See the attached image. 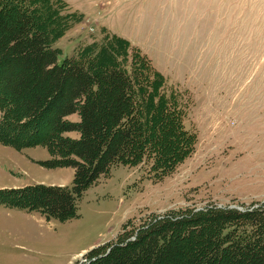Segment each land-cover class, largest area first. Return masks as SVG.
Masks as SVG:
<instances>
[{
    "label": "rangeland",
    "instance_id": "obj_1",
    "mask_svg": "<svg viewBox=\"0 0 264 264\" xmlns=\"http://www.w3.org/2000/svg\"><path fill=\"white\" fill-rule=\"evenodd\" d=\"M53 4L49 15L64 24L52 44L59 62L93 46L113 48L115 38L118 52L126 48L117 53L118 64L130 75L139 69L151 76L160 97L155 104L175 110L176 134L180 142L191 139L193 149L163 175L150 174L145 164L112 166L84 192L80 217L63 220L6 201L17 203V189L71 188L76 168L52 165L62 158L47 144L18 148L0 142V264H90L119 244L130 221L140 232L153 216L264 207V0ZM1 96L0 120L17 122ZM47 126L41 122L38 132L48 136Z\"/></svg>",
    "mask_w": 264,
    "mask_h": 264
},
{
    "label": "trees",
    "instance_id": "obj_2",
    "mask_svg": "<svg viewBox=\"0 0 264 264\" xmlns=\"http://www.w3.org/2000/svg\"><path fill=\"white\" fill-rule=\"evenodd\" d=\"M54 6L53 0H0V92L17 117L15 123L0 120V142L18 148L47 144L62 158L52 165L76 168L71 188L17 189V203L6 201L66 220L80 217L84 192L112 166L145 164L150 174L163 175L187 158L193 144L180 142L175 110L155 104L160 97L151 76L139 69L130 75L118 64L126 48L118 52L115 38L113 48L93 46L60 63L52 44L64 26L49 15ZM3 103L1 98L0 110ZM163 110L172 116L163 117ZM74 115L78 122L69 120ZM43 121L48 136L37 128ZM145 223L140 232L127 223L119 244L90 264H264V207H209Z\"/></svg>",
    "mask_w": 264,
    "mask_h": 264
}]
</instances>
